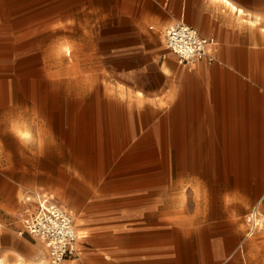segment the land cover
Listing matches in <instances>:
<instances>
[{
    "label": "crops",
    "instance_id": "crops-1",
    "mask_svg": "<svg viewBox=\"0 0 264 264\" xmlns=\"http://www.w3.org/2000/svg\"><path fill=\"white\" fill-rule=\"evenodd\" d=\"M70 1L0 0L2 134L24 108L12 83L33 62L39 71V18L54 33L56 8L64 14ZM91 1L83 8L102 12V31L185 24L216 44L212 62L171 58L165 72L145 74L156 83L132 90L142 104L98 106V171L71 176L60 202L46 192L82 232L65 264H264V0H230L241 15L213 0ZM254 207L262 225L248 235Z\"/></svg>",
    "mask_w": 264,
    "mask_h": 264
},
{
    "label": "rangeland",
    "instance_id": "rangeland-1",
    "mask_svg": "<svg viewBox=\"0 0 264 264\" xmlns=\"http://www.w3.org/2000/svg\"><path fill=\"white\" fill-rule=\"evenodd\" d=\"M95 4L65 2L64 14L63 8H56L61 14L55 17L54 33L43 31L46 18L40 17L39 71L33 62L32 73L12 83L23 91L24 108L9 122L6 135L0 130V259L4 264H50L41 242L24 231V195L33 190L48 192L60 202L71 176L94 177L98 106L104 110L107 105L142 104V97L132 90L153 88L156 83L143 76L165 72L171 58L177 63L164 43L165 27L148 23L136 33L105 32L102 12L92 9L89 16L83 8ZM89 24L95 25L96 33L82 32ZM79 42L86 48L79 49ZM53 43L55 64L48 67L47 46ZM111 43L113 50L106 47ZM119 116L126 113L119 109ZM241 227L245 231L246 224Z\"/></svg>",
    "mask_w": 264,
    "mask_h": 264
},
{
    "label": "built area",
    "instance_id": "built-area-1",
    "mask_svg": "<svg viewBox=\"0 0 264 264\" xmlns=\"http://www.w3.org/2000/svg\"><path fill=\"white\" fill-rule=\"evenodd\" d=\"M163 36L166 48L176 56L180 64L214 61L210 53V49L216 44L213 37L201 36L197 30L185 24L168 26ZM23 204L24 231L41 242L50 264H60L78 257L74 218L67 209L56 203L52 195L42 191L27 192ZM247 222L248 235L262 225L256 207L249 213Z\"/></svg>",
    "mask_w": 264,
    "mask_h": 264
},
{
    "label": "bare ground",
    "instance_id": "bare-ground-1",
    "mask_svg": "<svg viewBox=\"0 0 264 264\" xmlns=\"http://www.w3.org/2000/svg\"><path fill=\"white\" fill-rule=\"evenodd\" d=\"M216 4H222L224 7H227L230 11H235L238 13V15H241L244 13L242 8L237 7L232 1L230 0H213ZM248 22L252 25H254L256 23V20H248ZM24 136L27 135L26 132L22 131L21 132ZM77 232V236H78V240H80L82 232L79 230H76ZM0 264H4L3 260L0 259ZM17 264H22L21 262L17 263ZM38 264H46L44 261L39 262Z\"/></svg>",
    "mask_w": 264,
    "mask_h": 264
}]
</instances>
